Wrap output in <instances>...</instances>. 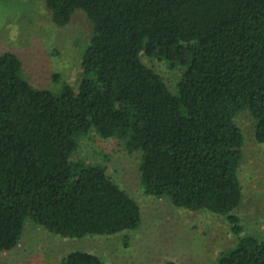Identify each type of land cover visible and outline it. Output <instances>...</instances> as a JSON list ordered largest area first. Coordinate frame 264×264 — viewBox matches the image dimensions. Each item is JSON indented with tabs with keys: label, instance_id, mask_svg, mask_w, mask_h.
Here are the masks:
<instances>
[{
	"label": "trees",
	"instance_id": "16d2710c",
	"mask_svg": "<svg viewBox=\"0 0 264 264\" xmlns=\"http://www.w3.org/2000/svg\"><path fill=\"white\" fill-rule=\"evenodd\" d=\"M53 23L83 10L93 24L76 87L37 89L14 52L0 56V253L31 220L66 238L126 235L139 202L106 166L78 159L93 132L141 155L144 192L224 216L236 234L243 199L242 112L264 144V0H45ZM146 55L182 69L172 91ZM59 264H106L73 251ZM166 264H176L168 261ZM218 264H264V240L240 238Z\"/></svg>",
	"mask_w": 264,
	"mask_h": 264
},
{
	"label": "rangeland",
	"instance_id": "374dc122",
	"mask_svg": "<svg viewBox=\"0 0 264 264\" xmlns=\"http://www.w3.org/2000/svg\"><path fill=\"white\" fill-rule=\"evenodd\" d=\"M93 36V24L83 10L65 27L53 23L45 0H0V56L14 52L23 61L24 77L37 89L60 93L76 87L81 61ZM174 92L182 69L142 56ZM245 135L240 179L244 199L237 211L243 231L236 234L224 216L177 208L168 198L148 196L142 185L139 153L124 143L93 132L80 137L78 159L106 166L107 173L134 197L142 209V224L128 234L66 238L29 220L20 244L0 253V264H59L73 251L99 255L106 264H218L222 253L238 246L246 235L264 240V144L254 136L248 112L237 117Z\"/></svg>",
	"mask_w": 264,
	"mask_h": 264
}]
</instances>
